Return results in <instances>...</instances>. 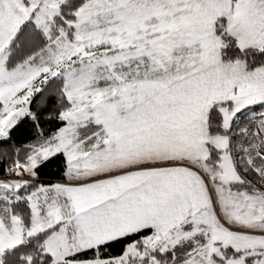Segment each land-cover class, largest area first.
<instances>
[{
    "label": "snow or ice",
    "instance_id": "1",
    "mask_svg": "<svg viewBox=\"0 0 264 264\" xmlns=\"http://www.w3.org/2000/svg\"><path fill=\"white\" fill-rule=\"evenodd\" d=\"M0 264H264V0H0Z\"/></svg>",
    "mask_w": 264,
    "mask_h": 264
},
{
    "label": "trees",
    "instance_id": "2",
    "mask_svg": "<svg viewBox=\"0 0 264 264\" xmlns=\"http://www.w3.org/2000/svg\"><path fill=\"white\" fill-rule=\"evenodd\" d=\"M3 176V172L2 171H0V177H2Z\"/></svg>",
    "mask_w": 264,
    "mask_h": 264
}]
</instances>
